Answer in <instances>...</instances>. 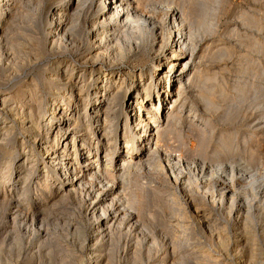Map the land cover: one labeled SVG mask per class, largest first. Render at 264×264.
<instances>
[{"label": "rangeland", "instance_id": "374dc122", "mask_svg": "<svg viewBox=\"0 0 264 264\" xmlns=\"http://www.w3.org/2000/svg\"><path fill=\"white\" fill-rule=\"evenodd\" d=\"M146 1L147 4H145ZM100 2L101 0H89L84 5L75 18L78 20H75L78 23V29L84 32L83 39L72 40L70 37L67 43L59 37L50 39L48 31L44 28L46 16L49 14L48 7L54 3L53 0H17L14 10L10 11L8 17L5 16L9 24L0 33V99L1 105H4H0V113H2L0 114V148L3 145L7 146L14 153L11 165L5 166L7 161L5 158L9 155L7 152H4L6 155L2 156L0 163H5L0 165V180L3 186L0 190V239L3 242L0 240V244L6 251L5 257L9 261L7 264H75L77 257H88L94 218L88 215L80 194L68 193L65 198L62 197L66 194L65 192L58 193L48 197L45 203L36 204L40 199L41 190L34 175L39 172L42 179L44 177L42 175L49 170L46 163L48 159L38 152L37 143L41 138L40 134L45 132L43 128L45 115L55 90L62 89L60 83H55L54 90L47 88L49 82L47 66L49 63L70 58L77 63L80 61L79 67L82 65L85 61L82 58L88 53L86 47L89 44L90 28L102 5ZM204 2L203 0H143L145 9L155 7L160 10L178 5L177 7L181 6V9L184 7V11L188 10L190 14L191 8L197 4L202 6L204 3L205 7L209 8L207 11L211 12H208L210 14L208 16L216 27L206 35L200 47L207 46L209 50L207 55L220 53L218 57L213 56L216 60L208 57L209 61L206 62V68L211 70L209 77L211 75L215 77L212 84H215L213 100L218 108L211 107L207 110L206 99L204 101L200 98L201 90L197 87L191 89V92L187 94L189 97L187 96L186 106L177 111L171 127L169 126L164 136L162 135V140H159V151L155 159H152L153 162L151 160V164L134 165L130 168L127 174L129 177H126L125 181L127 184L124 183L126 191L124 190L122 197L128 200V203L131 201L129 206L132 205L128 206L129 209L134 207L133 209L138 212L137 223L128 225L122 222L116 226L114 224L108 233L101 237L97 235L94 239L97 240L96 246L103 248L105 254L107 253L106 257L109 256L110 264H264V125L256 126L257 128L254 126L259 122L254 119L256 118L254 112H259L264 117V0H206ZM45 13L47 14L44 15ZM28 14H32L33 17L29 16L32 19L27 17ZM252 18L256 26H247L248 20ZM5 22L4 20L1 24L4 25ZM244 35L246 36L243 37ZM148 38L150 40L146 41L144 50L136 47L135 43H132V48H127V56L118 64L116 71L121 70L120 72L124 73L128 71V67L135 70L141 66L152 67L155 57L151 54L152 52H149L151 38ZM255 42L259 44L253 49ZM16 45L21 47L20 49L23 48V52H18ZM212 50L214 51L211 52ZM220 50L221 52H218ZM212 54L209 56L212 57ZM86 62L84 64L87 66L84 67L90 70L86 73H91L94 68V76L100 73L97 62L95 67L91 66L94 64L91 60ZM15 70H18L17 73ZM259 70H263V73L261 78L257 79L260 83L256 88L255 76ZM76 73L78 81L81 72L76 71ZM126 76L127 74L123 78L127 81ZM36 77L35 88L38 100L32 101L27 94L23 95L25 93L23 89L27 88L29 81ZM239 85L244 87L240 94L237 93ZM222 93L225 95L224 98L221 97ZM107 98L104 99L103 104L108 102ZM18 100L22 102V107L19 109L16 108ZM251 101L255 104H251ZM6 106L10 110L4 109ZM31 106L39 110L37 119L41 118L42 122V126L35 127L34 132L28 129L32 126L27 113ZM83 108L84 105H81L80 109L75 107L70 111L76 116L78 124L86 120ZM78 109L81 110L80 113L76 111ZM10 111L15 114V117ZM124 118L126 119L125 114L120 113L117 122H123ZM206 119L211 122L210 125H207ZM251 122L253 123L250 124ZM122 132L120 129L117 136L114 133L113 142H121L122 139L120 140L119 136ZM12 136L15 138L13 139ZM8 137L13 140L11 141ZM102 137L99 136V138ZM96 138L85 136L77 146L79 145L80 149L90 144L93 146ZM232 142L241 150L240 153L234 154L235 156L231 154L234 152ZM61 144L56 145L57 154L61 151ZM71 146L72 144H69V148ZM24 149H33L34 154L32 151L31 160L23 159ZM126 154L120 156L118 162L128 157ZM102 157L104 158V155ZM175 159L180 163L176 165ZM14 163L18 164L16 170H13ZM219 163L223 164L222 166L227 170L232 165H237L238 175L236 173L230 175L231 172L227 175L219 170L222 168ZM119 166H114L111 173L119 174L120 171L116 170ZM202 166L205 167L204 173L199 174L197 168L201 169ZM29 167L35 168L34 178L32 179L31 174L28 180L29 188L30 185L32 186L30 192L33 195L37 193L38 197L34 196V199L25 201V206L29 207H26L25 211L27 218H15L12 222L13 229H5V231L3 228H5L6 220L11 217L8 198L23 190L25 180L16 177L12 187L5 181L10 174L14 176L17 173H25ZM98 177L97 175L92 180V186L95 189H98V183L102 179ZM249 180H255L254 185H250ZM118 182L119 180L115 181V186L119 185L121 189V182ZM230 183H234L236 189L228 187ZM239 185L241 189H238ZM49 188L50 186L45 189V192L49 191ZM224 189H227L229 193ZM229 189L239 195L237 202L231 203L232 201L229 200L231 199L229 194H232ZM38 207L43 208V211L40 209L41 212ZM43 212L44 214H41ZM31 214L44 217L45 219L42 220L44 222L34 223L30 219ZM203 214L206 217H201ZM41 233L43 236H40ZM89 262L93 264L94 260L90 258Z\"/></svg>", "mask_w": 264, "mask_h": 264}, {"label": "bare ground", "instance_id": "6f19581e", "mask_svg": "<svg viewBox=\"0 0 264 264\" xmlns=\"http://www.w3.org/2000/svg\"><path fill=\"white\" fill-rule=\"evenodd\" d=\"M16 1L0 0V33L2 29L7 28L9 21L7 20V18H5V16L8 17L7 15L10 13V11L14 10ZM53 1L54 3L50 7H48L49 14H47V11V13L44 14H47V19L45 18L46 22H44V28L48 31L50 39L59 37L66 43L67 39L70 37L72 40H80V38L83 39L84 32L78 29V23L75 21L77 19L75 18L80 14L82 8L89 0ZM204 1L206 0H203V2ZM100 3L103 5V7L101 5L97 18L93 21L90 28L89 44L87 43L88 45L86 47L88 53L86 56L84 55L83 58L85 59L82 58V60H85L82 62V65L80 64L81 66L79 67L80 61H78L77 63V61L75 62L70 58L64 60L57 59L58 61H55L51 64L49 63V65L47 66V70L49 71V82L47 83V88L49 90H54L56 88L54 86L55 83H60L62 86V89L60 91L55 90L56 92L53 95L52 100L50 101V104L47 108V113L45 115V125H43L45 132L44 134H40L41 138L38 139L39 142L37 143L38 152L44 154L48 159L46 163L49 170L47 171V173L42 175V177H44L41 179L40 173L38 172V174H35V176V168L29 167L28 169H26L25 173H17L14 176L10 174L5 181L7 182L8 186L12 187L16 182L14 181L16 177L25 180L23 190L21 192H16L15 196L11 194L12 197H10V199L8 198V204H10L9 214L11 215V217L7 219L8 221L6 220L5 228H3L4 230H9L10 228H12V222L15 218L26 219L27 216L25 214V211L27 209L26 207L28 206H25V201L34 199V196L38 197L37 193L36 195L35 193L33 195L30 192V188L32 186L30 185L29 188L28 180L30 179L31 174L32 179L36 177V179L38 180V185L40 186L39 189L41 190V193H39L40 199H38V202L36 204L45 203L48 200V197L50 198V196L57 195L58 193L65 192L66 194H63L62 197H65L68 193L80 194V198L86 205L85 207L87 213L88 215L90 214V216H92V219L94 218V222L92 226V234L90 237L91 242L89 243V247L87 246L88 252L86 251L88 257H77L75 259V264H89L90 258L94 260L93 264H110L108 259L109 256L106 257L107 253L105 254L103 248H101L100 246H96L97 240L94 239H96L97 235L100 237L102 235L104 236L110 231L111 227L114 226V224L116 226L117 224H120L122 222L128 223V225L130 223H137L138 219L136 218H138V212L133 209L134 207L129 209V207L132 205L131 204L129 206L131 201L130 203H128V200H124L125 198L122 197V193L126 191V189H124L126 188V185L124 183H126V177H129V175L127 174H129L128 172L129 170H131L130 168L134 167V165L139 166L150 163L151 160L156 157V154L159 151V140L164 136L166 130L172 124L177 111L183 109L186 106L187 96L189 97V95L187 94L191 92V89L193 90V88L197 87L201 90L200 98H202L204 101L206 99L207 102H205V106L207 110H210L211 107H217V104L213 100V96L215 94V84H212L215 77H211L212 75L209 77L211 70H208L206 68V62L209 61V58L213 59V56L218 57L220 53L218 55L209 53L210 55L212 54V57H210L209 54L207 55V46H205V48L200 47V44L204 43L205 37H207L206 35L215 30L216 27L210 21V18L208 16L210 15L208 13L210 10L207 11L209 8L207 9V6L205 7V2L202 4V6L198 4L195 5L194 7H192L193 9L190 6V14L187 12L188 10L186 12L184 11V7L183 9L180 8L181 6L177 7L178 5L176 7L160 9L162 11L155 7L153 9H145V5L143 6V0H101ZM145 4H147V1ZM168 6L171 5L168 4ZM34 13L36 15V12ZM32 14H28L27 17H33ZM29 19L32 18L29 17ZM4 20L6 22L4 25H2L1 22ZM247 26H256V22L253 20V18L248 20ZM245 36L246 35H244L243 37ZM148 37L151 38V49H149L151 51L149 52H152L151 54L155 57V61L152 67L144 68V66H141L138 70H135V68L132 67H128V71L124 73L120 72L121 70L116 71L117 66H119L118 64L121 63V61H123V59H125V57L127 56V48H132V43H135L136 47H141V49L144 50L146 41L149 39ZM258 44L259 43L255 42L253 44V49ZM69 45L72 46L71 43H69ZM20 48L17 46L16 50L21 53L23 52V48ZM213 51L214 50H212L211 52ZM218 52H221V50ZM36 53L37 51L35 52V54ZM132 55L134 56V54ZM220 58L221 57L219 56V59ZM86 60H91V62L94 63L91 65L92 67H95V64L97 62L98 66H100V73H97L94 76L93 71L95 68L91 70V73H86L87 71H90L84 67L87 66L86 64H84L87 63ZM16 71L18 70H15V72ZM76 71L81 72L78 81V75ZM262 71L263 70H259L256 73V88H258V83H260L257 79L261 76V73L264 72ZM126 74V79L128 78L127 81L125 80V78H123ZM36 79L37 77L31 79L28 83V87L23 89L25 90V93H23V95L27 94L32 101L38 100L36 94L37 91L35 88L37 86ZM91 79L92 82H90ZM89 82L93 85L91 86ZM243 88L244 87L242 85H239L237 87V93H242ZM205 94L207 96H205ZM108 95L109 97L107 98ZM224 96L225 95L222 93L221 97L224 98ZM105 98L108 99V102L106 104H103ZM254 100L255 98L253 99V101ZM1 101L2 100L0 99V105ZM21 103L22 102L19 101L16 105V108H21ZM251 104L254 105L255 102H252ZM81 105H84L83 110L86 116V120L82 124H78L76 116L72 115L70 111L75 107L80 109ZM89 105L90 107L88 108ZM7 108L8 107L6 106L4 109ZM79 109L76 110L78 111V113L81 112V110ZM38 111L39 110H36L31 106L29 112H27L29 114L28 117L32 122V126H29L28 128L31 132H34L35 127L40 128L42 126V122L40 121L41 118L37 119ZM120 113L125 114L126 119L124 118L123 122L118 123L117 120ZM254 113H256V118L254 119L259 122L258 124L253 125L255 127L264 125V119H262L264 117L262 116V114H260L259 112ZM13 116L15 117L14 113ZM110 117L113 118L110 119ZM23 123L26 124L25 121ZM206 123L207 125H210L211 122L206 119ZM252 123L253 122H251L250 124ZM7 129L9 130V128ZM120 129L123 131L119 136L120 140L122 139L121 142H113L114 133H116L115 136H117V133ZM85 136L93 138H96L98 136V139L96 138V142L93 146L90 144L88 146H85L83 149H80L79 145L77 146V144L79 142H82ZM99 136L103 137L99 138ZM12 137L13 139L15 138L14 136ZM33 138L34 137H32V139ZM8 139L10 138L8 137ZM103 140L105 142H103ZM234 141L235 139L233 140V142ZM233 142L231 143V146H234L232 148L234 151L231 153L232 155L237 154V152H241V150L238 149L237 145H235ZM60 143H62L61 151L57 154L56 145ZM69 144H72L70 148ZM112 147H114V149H111ZM32 151L33 149H24L22 151V155H24L23 159L27 161L31 160V158H33V156L31 155ZM4 152H7L9 155H7V157L5 158L7 159V161L5 162L6 164H2H5V166L9 164L11 165L13 160L12 156L14 154L13 150H9V148L4 145L3 147L1 146L0 163L2 162V156H4L5 154ZM124 153H127L128 155H126L128 157L124 158V160L121 161L122 163L118 162V158ZM32 154H34V151ZM103 155L104 158L102 157ZM179 163L180 162H177L176 165ZM14 165V168H12L13 170H16L18 164L14 163ZM222 165L223 164H221V166ZM114 166H119L118 168L115 167L117 168V172L120 171L119 174L111 173V171L114 170L112 169L114 168ZM228 166L230 167V165ZM204 169L205 167L202 166L201 169L197 168V171L199 172V174L200 172L204 173ZM13 170L11 171L13 172ZM219 170L224 171L227 175L231 172L230 175H232L237 172V165H232L229 170L225 169V167L222 166V168H220ZM246 170H248V168ZM97 175L99 176V179L100 177L102 179L98 183V189H95L92 186V180ZM32 179L31 181H33ZM116 180H119V182H121V189H119V185L115 186ZM231 180L228 181L230 182ZM255 180H249L250 185H254ZM234 183H230L228 187L236 189ZM123 185H125V187ZM49 186L50 190L48 189L49 191L45 192V189H47ZM2 187V180H0V190ZM238 189H241V185H239ZM224 190L227 191V189ZM230 191L232 192V194H229L230 197H228L231 198L229 200H231V203H233L237 200L239 195L233 192V190ZM63 201L65 200L63 199ZM246 204L249 203L246 202ZM40 209L41 208H39V210ZM46 211L47 210H45L44 212ZM44 212L41 214H44ZM203 216H205V214H203L201 217ZM43 218L44 217H39L37 214H34L30 219L34 223L39 221L41 223ZM40 236H43V234L41 233ZM97 239L99 238L97 237ZM0 240L2 241V239ZM5 252L6 251L3 248V245L0 244V264H7V262H9L5 257Z\"/></svg>", "mask_w": 264, "mask_h": 264}]
</instances>
